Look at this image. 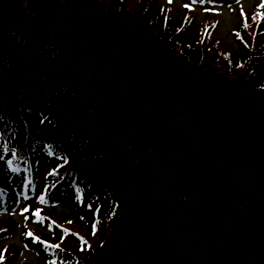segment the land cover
<instances>
[{"label":"trees","instance_id":"trees-1","mask_svg":"<svg viewBox=\"0 0 264 264\" xmlns=\"http://www.w3.org/2000/svg\"><path fill=\"white\" fill-rule=\"evenodd\" d=\"M151 5L0 0V164L33 186L46 155L47 197L91 194L84 250L38 241L56 264H264V83ZM262 15L242 63L264 61Z\"/></svg>","mask_w":264,"mask_h":264},{"label":"rangeland","instance_id":"rangeland-1","mask_svg":"<svg viewBox=\"0 0 264 264\" xmlns=\"http://www.w3.org/2000/svg\"><path fill=\"white\" fill-rule=\"evenodd\" d=\"M107 1L112 2V0ZM124 1L128 2V0ZM129 2L132 3L134 0H129ZM262 5H264V0H211L210 3H198L194 0H152L151 10L160 17L170 14L169 17L174 26H182L185 21L188 22L185 30L178 36V40L186 50L194 45L199 46L205 33V39L209 38V49H217L231 57L232 78L245 79L234 73L239 72L241 68H244V71L249 68V71L253 72L250 73L252 81L259 80L264 83V61L242 63L244 59L253 60L251 56L253 53L248 51V46L253 44L252 37L244 31V22L252 26L254 17L264 14ZM187 17H191L190 20H187ZM209 26L212 28L207 30ZM250 30L255 35L260 28L254 24ZM262 45L264 46V38ZM58 164H60L59 161H54L46 155L40 156L35 169L37 186L33 191L26 187L27 176L23 172L18 175V179H15L16 175H10L4 164L1 165L0 180L5 182L10 180L14 192L8 199H0V228L10 226V231L0 238V262L5 264L7 261L8 264H52V257L41 250L38 241L60 242L62 243L61 250L76 251L81 249L77 233L80 234L81 231V233L94 236L93 233L100 228L94 222V210L87 205L91 203L96 206L95 202L91 201L89 193L80 201L73 198L71 190L56 194L52 200L47 202L41 201L45 188L44 181L49 176L48 174L58 168ZM37 213L47 214L54 222L69 229L62 228L60 225L62 229H58L49 220L39 219ZM99 225L102 226V222ZM29 232L31 236L28 235ZM65 258L67 259L66 256ZM61 260H65L63 256Z\"/></svg>","mask_w":264,"mask_h":264},{"label":"snow or ice","instance_id":"snow-or-ice-1","mask_svg":"<svg viewBox=\"0 0 264 264\" xmlns=\"http://www.w3.org/2000/svg\"><path fill=\"white\" fill-rule=\"evenodd\" d=\"M194 2H198V3H210L211 0H194ZM262 6H264V5H262ZM261 19H264V15L261 16ZM0 149H7L9 152H12L13 154H15V150L8 148L6 143L0 142ZM77 191L79 193H82V190H80V189H78ZM41 201L43 202V197L41 198ZM25 211H27V209ZM37 215H39V214L37 213ZM93 234H95V233H93ZM28 235L31 236L32 234L29 232ZM81 239H83V238H81ZM84 243L86 244L87 242L85 241ZM52 247L58 248L59 246L58 245H54ZM81 250H84V249L82 248ZM52 264H56V262L53 261Z\"/></svg>","mask_w":264,"mask_h":264}]
</instances>
